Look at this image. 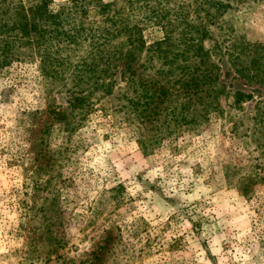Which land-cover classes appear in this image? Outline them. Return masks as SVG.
<instances>
[{
    "label": "rangeland",
    "instance_id": "1",
    "mask_svg": "<svg viewBox=\"0 0 264 264\" xmlns=\"http://www.w3.org/2000/svg\"><path fill=\"white\" fill-rule=\"evenodd\" d=\"M0 264H264V0H0Z\"/></svg>",
    "mask_w": 264,
    "mask_h": 264
}]
</instances>
